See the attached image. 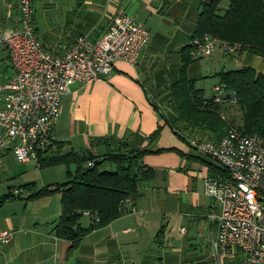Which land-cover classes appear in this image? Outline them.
I'll return each instance as SVG.
<instances>
[{"label": "crops", "instance_id": "1", "mask_svg": "<svg viewBox=\"0 0 264 264\" xmlns=\"http://www.w3.org/2000/svg\"><path fill=\"white\" fill-rule=\"evenodd\" d=\"M209 2L210 0H34V26L43 47L54 57L61 58L81 34H89L92 40H99L114 17L121 12L143 26L149 32L150 39L152 36L151 31L146 28L147 24L154 19L162 17L165 20L168 17L177 25L173 33H178L172 39L164 40L163 47L165 44L172 46L176 40L183 45V49L190 44L196 30L201 5ZM222 2L224 4L221 3L220 10L224 14L229 7V0ZM18 6L19 0H0V27L17 25ZM38 9H41V14L36 15L35 11ZM167 50L166 47V54L163 53L165 64L162 65L161 72L155 71V60L158 58L156 56L153 60L155 49L148 44L140 55L138 65L119 62L108 79L92 84H73L70 93L61 99V114L55 127L56 142L62 144L61 154L88 150L91 142L97 138L130 140L136 134L148 138L161 129L159 137L149 149L173 150L148 155L143 159L144 165L152 169L155 176L133 198L138 214L123 213L108 226L89 233L79 248L72 250L69 242L56 238L52 233L61 216L60 207L57 209L59 199L53 201L52 196L26 201L29 193L19 189L20 187H11L8 193L11 192L18 198L9 200L0 208L24 201V211L17 222L6 216L4 224L0 225V232L14 234L9 245L0 246V264H158L153 251L156 245L162 250L159 264H169L171 257L163 251L169 244L166 245L164 240L165 227L161 215L173 213L180 214L179 227L180 230L185 229L184 239L193 234L190 230L193 227L196 238L194 235L189 236L190 242L194 244L193 241L197 242L198 236H205L207 248L212 251L211 243L216 226L209 216L217 209L206 195L204 185L205 178H210L211 175L207 165L196 158L198 155L188 150L184 137L173 131L172 126L177 128L175 108L167 97L169 87L178 80L181 50L175 53L176 73L173 75V71L169 72L168 58L171 57ZM9 61L11 64L10 59ZM207 62L214 67L213 77L222 71L239 70L248 66L264 75V61L259 57L248 60L245 52L225 54L218 51ZM195 65L197 62L189 67L188 75L196 81L198 77H193ZM12 77L13 74L8 77L3 75L2 83ZM218 86L219 82L212 86L210 96L206 95L204 89H197L204 92V98L209 100L216 94ZM1 105L2 100L0 107ZM230 114L232 115V111ZM226 116L228 117V113ZM147 145L146 142L144 146ZM56 149L55 145L51 152L55 153ZM1 157L0 161L15 159L9 152ZM32 163L34 162L23 165L31 168ZM36 187L40 189L37 184ZM15 190H21L22 193L14 195ZM53 204L56 208L54 212L51 211ZM90 225L91 219L90 224L83 228ZM193 244L184 243V247L172 249L174 253L180 254L179 259L185 258L179 262H200L196 252L192 251L195 249L192 248ZM210 260L215 264L213 257ZM223 264H243V257L236 252L225 259Z\"/></svg>", "mask_w": 264, "mask_h": 264}, {"label": "built area", "instance_id": "2", "mask_svg": "<svg viewBox=\"0 0 264 264\" xmlns=\"http://www.w3.org/2000/svg\"><path fill=\"white\" fill-rule=\"evenodd\" d=\"M33 5L34 0H19L17 25L0 27V43L9 51L13 69V77L0 83V157L12 153L19 164L39 163V157L55 147L61 99L73 84L108 79L119 62L138 65L150 41L149 32L121 12L99 40L81 34L56 58L37 38ZM239 50L237 45L206 36L192 42L191 56L205 59L218 51L236 54ZM223 96V88L218 86L215 102H221ZM184 140L198 156L225 172L204 180L205 193L217 209L209 216L216 226L211 243L214 261L223 264L238 252L243 264H264V140L234 129L218 142L187 136ZM21 193L14 191V195ZM122 213L136 215L138 211L127 200ZM13 237V232L1 231L0 246L9 245Z\"/></svg>", "mask_w": 264, "mask_h": 264}, {"label": "trees", "instance_id": "3", "mask_svg": "<svg viewBox=\"0 0 264 264\" xmlns=\"http://www.w3.org/2000/svg\"><path fill=\"white\" fill-rule=\"evenodd\" d=\"M222 1L210 0L201 5L190 44L180 51L178 80L169 87L167 97L175 108L177 128H172L179 136L207 138L215 142L222 140L231 129L264 140L263 74L248 66L215 75L224 92L221 102H215L214 97L206 100L203 92L196 88V81L188 75L189 67L201 60L192 58V42L206 36L230 46H239L238 53L245 52L248 60L259 57L264 61V0H229L224 14L220 10ZM6 59H10V54ZM233 109L240 112L239 123L230 114ZM160 131L158 129L148 138L137 134L130 140L97 138L91 142L90 149L65 154L60 153L62 144L56 142L55 153L39 157V168L65 166L67 182L40 189L30 183L19 189L30 194L26 201L61 195V216L52 233L56 238L69 242L72 250L78 249L89 233L119 219L123 215L122 204L127 200L133 202L141 187L153 180L154 171L144 165L143 159L173 150L149 149ZM146 142L148 145L144 146ZM196 158L207 165L210 177L225 175L224 170L210 160L200 156ZM89 163H93L90 169ZM16 198L9 192L0 198V206ZM85 213L90 214L91 225L88 228L81 224ZM95 218L99 221L95 222Z\"/></svg>", "mask_w": 264, "mask_h": 264}, {"label": "rangeland", "instance_id": "4", "mask_svg": "<svg viewBox=\"0 0 264 264\" xmlns=\"http://www.w3.org/2000/svg\"><path fill=\"white\" fill-rule=\"evenodd\" d=\"M222 4L224 3L222 2ZM40 11L41 9H38V11H35V14L36 15L41 14ZM176 26L177 25H175L174 20L172 21L168 17H165V20H163L162 17H160V19H154L151 23H148L146 26V28L151 31V36H152L148 44H150L152 49H155V54L153 53L154 54L153 60L156 56L158 58L157 60H155L156 62L155 71L161 72L162 67H163L162 65L165 64V61L163 59V53H165L164 51L167 47L168 49L167 52H169L168 56L171 57V58H168L170 60L168 62V65L170 66L169 72L172 73L173 71L172 75L175 72V65H174V62H176L175 53L181 50L183 45H180L181 43L178 44V41L176 40L173 41L172 46L165 44L163 47V43L165 42L164 40H167V39L170 40L173 38L175 34L178 33V32L173 33L177 29ZM160 39H162L161 44H160ZM5 48L6 47L0 43V83H2L1 78H3V75L8 77V76H12L13 74V69L11 67L10 61L9 59H6L9 55L8 54L9 51L6 50ZM157 50H160V52H157ZM207 61H209V58H205L197 62V65L193 67L195 69L193 77L194 78L198 77L196 78L197 79L196 88L204 89L206 95L210 96L212 86L218 83L219 81H218V78L212 76L214 72V67L213 65L211 66L210 62H207ZM178 73H179V70H178ZM206 76H208V78ZM1 97L2 96L0 94V99ZM232 114L236 117L237 122L239 123L240 122L239 121L240 112L236 109L235 110L233 109ZM187 148L188 150L190 149L189 146H187ZM0 159H2V157H0ZM26 167L27 165L18 164L13 158L9 160L0 161V197L3 195H6L8 191L11 189V187H15V188L22 187L25 184H30V183L35 182L37 186L42 188V186L48 187V186L57 185V184H64L68 180L66 176L65 166H58V167H53V168H48V169H39L38 163L35 162V163H32L31 168H26ZM71 169L73 170L74 167L72 166ZM55 199L57 200L59 199L58 204H57V209L58 207H60L61 209V195H58V194L54 195L53 201H55ZM17 203H18L17 205L8 204L0 208V225L4 224L5 222L4 217L6 216L12 217L13 220H16L15 222L18 221L21 213L24 211L23 210L24 201H18ZM55 209H56L55 205L53 204L51 211L54 212ZM29 211L30 210H28V212ZM161 218L163 219L162 222L165 227L163 229L164 234H165L164 240H165L166 245L169 244V247L167 246L166 249L163 251L166 254H168L167 255L168 257H171L169 264H181L182 262H179V260L184 261L185 258L179 259L180 254L174 253L172 249L176 247H182V246L184 247V243H187L189 245L193 244L190 242L189 236H192V235L195 236L194 228L193 227L190 228L193 234L187 235V237L184 239V235L180 233L181 227H179L181 226L178 220L181 218L180 214L178 215L177 213L166 214V215L162 214ZM187 219L189 220V218ZM186 222H187L186 224V227H187L188 221ZM81 224L82 226L89 225L90 217L89 218L83 217L81 220ZM193 242H194L193 244L194 246L192 248H195V249H193L192 251H195L198 257L200 258V262L196 264H214L210 260L212 257V251L211 249L207 248L206 237L198 236L197 242L195 241ZM157 246L158 245L154 247L153 251H154L155 256H157V262L159 264L160 259L162 257L160 251L162 250L160 249V247L158 249ZM215 264L217 263L215 262Z\"/></svg>", "mask_w": 264, "mask_h": 264}, {"label": "water", "instance_id": "5", "mask_svg": "<svg viewBox=\"0 0 264 264\" xmlns=\"http://www.w3.org/2000/svg\"><path fill=\"white\" fill-rule=\"evenodd\" d=\"M88 169H90V167Z\"/></svg>", "mask_w": 264, "mask_h": 264}]
</instances>
